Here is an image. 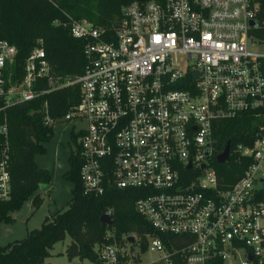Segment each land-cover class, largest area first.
Returning a JSON list of instances; mask_svg holds the SVG:
<instances>
[{"label": "built area", "instance_id": "2783aa9c", "mask_svg": "<svg viewBox=\"0 0 264 264\" xmlns=\"http://www.w3.org/2000/svg\"><path fill=\"white\" fill-rule=\"evenodd\" d=\"M122 13L113 32L68 17L87 65L63 81L42 45L30 51L21 75L18 49L0 39V200L12 191L5 111L78 84L80 101L61 120L51 118L46 102L44 121L83 124L77 142L86 195H103L108 185L144 190L136 210L174 238L147 234V250L163 256L146 264L176 257L264 264V125L252 146L236 147L252 158L236 183L221 184L210 162L215 122L264 110V0H134ZM185 169L198 173L182 181ZM131 244L101 245L100 264H141Z\"/></svg>", "mask_w": 264, "mask_h": 264}, {"label": "trees", "instance_id": "16d2710c", "mask_svg": "<svg viewBox=\"0 0 264 264\" xmlns=\"http://www.w3.org/2000/svg\"><path fill=\"white\" fill-rule=\"evenodd\" d=\"M134 0H0V39L16 46L18 55L15 70L24 66L26 57L37 45H42L53 73L61 81L75 78L84 73L87 65L84 41L71 35L69 18L86 19L95 25L113 32L123 17V7ZM80 101V87L73 84L61 88L41 98L8 108L7 117L10 138L11 196L0 200V223L13 221L12 213L32 198L35 207L43 201L40 185L48 186L52 174L35 161V157L45 152V143L53 136V127L44 121V105L48 104L51 118L61 120L70 108ZM4 113H0V124ZM264 125V110L247 111L230 119L214 123L215 143L211 165L224 186L236 183L252 162L236 152L238 144L252 146L260 127ZM76 149L69 156L70 168L64 178L73 183L72 196L67 207L56 211L44 219L39 229H34L21 240L0 247V264H51L46 261L56 243L66 235L70 244L66 255L70 261L89 260L101 263L97 252L103 244L116 242L119 246L130 241L133 236V259L147 251L146 235H158L151 224L136 210V202L144 196L143 189H119L108 185L103 195H86L80 178L82 161L78 151V137L73 135ZM0 137V142H1ZM230 143V159L219 163L217 156ZM198 172L184 170L182 181L192 178ZM107 214L112 225L101 222ZM168 239L174 240L173 237ZM138 242L140 251L135 252ZM175 257V256H174ZM174 264H184L175 258Z\"/></svg>", "mask_w": 264, "mask_h": 264}, {"label": "rangeland", "instance_id": "374dc122", "mask_svg": "<svg viewBox=\"0 0 264 264\" xmlns=\"http://www.w3.org/2000/svg\"><path fill=\"white\" fill-rule=\"evenodd\" d=\"M82 125L77 120L59 121L54 124L53 136L45 143V152L35 157L37 165L52 174L50 184L39 189L43 201L39 207H35L32 198H29L20 209L12 213L13 221L0 223V247L23 239L28 232L39 229L46 217L67 207L74 186L63 175L69 170V156L76 149L71 134L77 135ZM69 244L70 237L66 235L63 241L55 244L46 261L51 264H96L89 260L74 259L70 261L66 255V248ZM137 245L138 243H135V252L140 251ZM140 255L141 264L151 261L158 262L163 256L160 252L151 249L140 253Z\"/></svg>", "mask_w": 264, "mask_h": 264}, {"label": "water", "instance_id": "95a60500", "mask_svg": "<svg viewBox=\"0 0 264 264\" xmlns=\"http://www.w3.org/2000/svg\"><path fill=\"white\" fill-rule=\"evenodd\" d=\"M230 154H231V147H230V143H227L224 150L222 151V153H220L218 156H217V161L219 163H225L227 162L229 159H230ZM208 155V154H207ZM190 167V165L188 166ZM204 167V165H203ZM47 187L46 185L44 184H41L40 185V189H43ZM101 222L104 223V224H109V225H112L113 221L110 219V217L107 215V214H104L102 217H101ZM134 237L131 236L130 237V241L133 242L134 241Z\"/></svg>", "mask_w": 264, "mask_h": 264}]
</instances>
